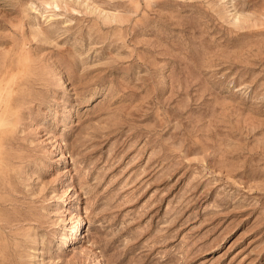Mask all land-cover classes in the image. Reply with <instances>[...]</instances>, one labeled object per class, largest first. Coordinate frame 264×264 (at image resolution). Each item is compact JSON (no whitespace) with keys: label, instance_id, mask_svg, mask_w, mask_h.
<instances>
[{"label":"rangeland","instance_id":"1","mask_svg":"<svg viewBox=\"0 0 264 264\" xmlns=\"http://www.w3.org/2000/svg\"><path fill=\"white\" fill-rule=\"evenodd\" d=\"M0 264H264V0H0Z\"/></svg>","mask_w":264,"mask_h":264},{"label":"bare ground","instance_id":"2","mask_svg":"<svg viewBox=\"0 0 264 264\" xmlns=\"http://www.w3.org/2000/svg\"><path fill=\"white\" fill-rule=\"evenodd\" d=\"M99 262V261H98Z\"/></svg>","mask_w":264,"mask_h":264}]
</instances>
